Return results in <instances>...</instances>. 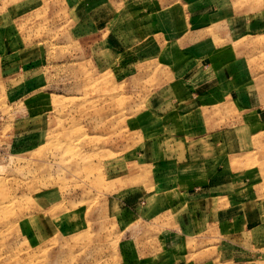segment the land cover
Here are the masks:
<instances>
[{
  "label": "rangeland",
  "instance_id": "1",
  "mask_svg": "<svg viewBox=\"0 0 264 264\" xmlns=\"http://www.w3.org/2000/svg\"><path fill=\"white\" fill-rule=\"evenodd\" d=\"M0 264H264V0H0Z\"/></svg>",
  "mask_w": 264,
  "mask_h": 264
}]
</instances>
